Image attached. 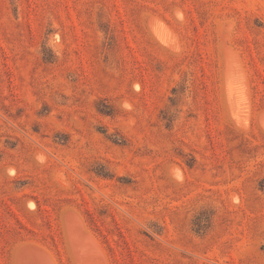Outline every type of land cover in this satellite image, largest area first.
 I'll use <instances>...</instances> for the list:
<instances>
[{
	"label": "rangeland",
	"instance_id": "rangeland-1",
	"mask_svg": "<svg viewBox=\"0 0 264 264\" xmlns=\"http://www.w3.org/2000/svg\"><path fill=\"white\" fill-rule=\"evenodd\" d=\"M0 264H264V0H0Z\"/></svg>",
	"mask_w": 264,
	"mask_h": 264
},
{
	"label": "bare ground",
	"instance_id": "bare-ground-1",
	"mask_svg": "<svg viewBox=\"0 0 264 264\" xmlns=\"http://www.w3.org/2000/svg\"><path fill=\"white\" fill-rule=\"evenodd\" d=\"M90 260V259H89Z\"/></svg>",
	"mask_w": 264,
	"mask_h": 264
}]
</instances>
